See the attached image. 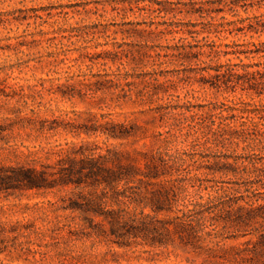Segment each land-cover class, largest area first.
I'll return each instance as SVG.
<instances>
[{"label": "rangeland", "instance_id": "1", "mask_svg": "<svg viewBox=\"0 0 264 264\" xmlns=\"http://www.w3.org/2000/svg\"><path fill=\"white\" fill-rule=\"evenodd\" d=\"M233 1L0 0V173L34 170L46 179L40 190L0 186V264H84L89 255L99 264H228L211 241L240 246L232 239L252 229L232 219L263 204L264 177L250 186L248 164L264 165V147L215 133V109L264 105V97L225 86L212 69L264 60L176 56L263 43L264 33L250 29L264 22V0ZM112 125L131 136L101 133ZM118 164L136 172L117 192L98 171ZM113 211L158 225L187 219L210 234L191 244L172 236L153 257L141 246L120 250L107 241L115 240L106 220ZM24 229L29 237L19 236ZM40 249L48 261L31 254Z\"/></svg>", "mask_w": 264, "mask_h": 264}, {"label": "trees", "instance_id": "2", "mask_svg": "<svg viewBox=\"0 0 264 264\" xmlns=\"http://www.w3.org/2000/svg\"><path fill=\"white\" fill-rule=\"evenodd\" d=\"M244 1L246 0H234L233 4L238 6ZM260 8L261 7H259V9ZM256 20L258 27H253L250 30L255 32V34H263L264 22L262 23L260 18H256ZM251 45L254 48L253 50L250 49L248 51L234 53H222L214 50V48L210 54L202 51V48L196 53H181L180 51H177L178 55L176 57L199 61V59L204 56H207L208 58H220L221 55L224 57L232 55L236 56L238 59H240V56H244L246 59L259 58L264 60V42L257 45L251 43ZM191 49L192 47H190V50ZM184 50L186 51V48ZM212 70L216 72L217 75L215 78L219 79V81L225 79L223 81L225 86L233 88L234 90L238 86H242V91L252 93L258 98L264 97V62L251 65H234L230 64L229 61L228 64L220 65L217 69ZM240 70H242L243 73H240ZM126 77L128 78V75H126ZM117 82V87H119L120 79ZM132 85L133 83L130 86ZM239 105L240 106L234 105V107L226 109H215V111L219 110L218 116L222 123L219 125L214 124V126H217V129H214V132L219 133V135L227 141L237 143V145L253 141L255 143H260L264 147V105H250L248 103H241ZM225 113L228 115L225 116ZM101 133L112 139H125L131 136L125 133L124 127L120 125H112L109 129L101 131ZM117 166L118 167H116L115 170L102 169L98 172L103 174V181L106 188L118 192V186L120 183L124 182L128 185V183L134 178L136 171L132 166H120L119 164ZM248 166L252 167V170H250ZM248 166L244 167L245 170H248L249 168V171H252L251 174H255V179L251 180L249 184L250 186H255L257 185L255 182L264 177V165L258 166L257 163H249ZM145 168L148 170V174L151 173L152 176L154 175L153 171H150L151 168L149 163L145 164ZM1 171L0 186L8 191L18 189L40 190L46 182L45 176L36 173L34 170L3 167ZM160 195L167 198V193L165 192H160ZM123 204L125 205V203ZM236 214L237 219H232L233 223L244 228L252 229L250 231H245L244 235L232 239V242L240 243V246L247 248L242 250L238 245H230L228 248H224V239H221L222 241L218 242V238H215L211 241V244L221 253V255L218 256L219 260L228 264H239V259L248 264H264V200L262 205L256 207L254 203L248 204V208L239 209ZM109 216L111 219L106 220L110 225V232L115 240L107 239V241L110 242L112 248L113 246H116L120 250L131 252L135 248L141 246L143 248V253L151 255L152 257L154 251L167 249L169 247L168 242L171 241L172 236H177L182 244H191L193 242L197 243L198 240H201V237H198L199 234H210V232L207 231L208 228L206 225H193L194 223L187 221V219L164 221L160 222L158 225L154 219H131L125 215L124 217L122 212L113 211ZM253 226H258V228ZM16 229L13 232H16ZM28 232L29 229H24L23 232L19 233V236L29 237V235H25ZM32 232L41 239L47 237L46 231L41 228L33 227ZM91 237L92 235L88 234L85 238ZM73 238H75L73 240L75 242L82 239L77 235H74ZM254 239H256V241H254ZM242 240L244 242H241ZM4 241V238L0 239L1 244H3ZM249 246L253 247L249 248ZM1 254H3V251L0 247V255ZM31 254H33L34 258L39 256L40 262H46L50 258L48 253L43 252L41 249L31 252ZM249 256L252 257L248 258ZM99 257L100 256L89 255L88 257L85 256L80 259H82L84 264H99L100 261H97ZM146 261L150 263L155 262V260L151 258H147ZM37 262L38 261L35 263ZM104 264L109 263L104 262Z\"/></svg>", "mask_w": 264, "mask_h": 264}]
</instances>
